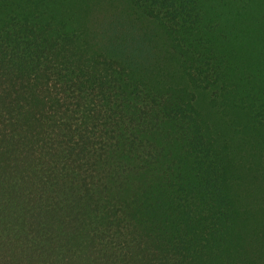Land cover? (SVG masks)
Here are the masks:
<instances>
[{"label": "trees", "instance_id": "trees-1", "mask_svg": "<svg viewBox=\"0 0 264 264\" xmlns=\"http://www.w3.org/2000/svg\"><path fill=\"white\" fill-rule=\"evenodd\" d=\"M0 264H264V0H0Z\"/></svg>", "mask_w": 264, "mask_h": 264}]
</instances>
